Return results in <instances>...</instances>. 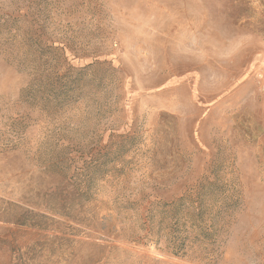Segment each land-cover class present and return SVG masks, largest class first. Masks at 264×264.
Instances as JSON below:
<instances>
[{
	"label": "rangeland",
	"instance_id": "374dc122",
	"mask_svg": "<svg viewBox=\"0 0 264 264\" xmlns=\"http://www.w3.org/2000/svg\"><path fill=\"white\" fill-rule=\"evenodd\" d=\"M0 264H264V0H0Z\"/></svg>",
	"mask_w": 264,
	"mask_h": 264
}]
</instances>
